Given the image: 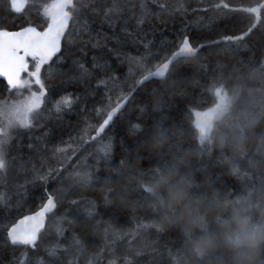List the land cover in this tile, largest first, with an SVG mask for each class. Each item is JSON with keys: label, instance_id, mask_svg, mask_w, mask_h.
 Returning <instances> with one entry per match:
<instances>
[{"label": "trees", "instance_id": "16d2710c", "mask_svg": "<svg viewBox=\"0 0 264 264\" xmlns=\"http://www.w3.org/2000/svg\"><path fill=\"white\" fill-rule=\"evenodd\" d=\"M26 1L15 12L0 0V30L48 25L45 10L56 0ZM74 5L61 51L41 66L45 95L31 128L0 144V264H232L222 245L205 260L193 248L205 232H219L234 206H250L255 222L264 208V0ZM185 38L197 53L139 85ZM220 90L232 109L202 143L194 114L214 107ZM14 92L0 78V102ZM63 95L73 103L57 111ZM172 170L191 179L203 227H187L180 210L162 206L166 189L150 191ZM49 198L56 206L39 241L12 244V226Z\"/></svg>", "mask_w": 264, "mask_h": 264}, {"label": "snow or ice", "instance_id": "6c2138e0", "mask_svg": "<svg viewBox=\"0 0 264 264\" xmlns=\"http://www.w3.org/2000/svg\"><path fill=\"white\" fill-rule=\"evenodd\" d=\"M10 8L15 12L23 10L18 0H11ZM74 8V0H56V2L52 3L45 10V14L50 17L51 23L44 32H39L32 27L15 33L0 30V76H4L7 79L11 88L24 87L26 83L20 80L21 72L28 71V64L25 58L30 56L35 61L33 65L34 71L29 73V75L35 77V84L41 89L40 95L33 94L28 103L22 107L17 106L13 114L15 121L23 127L30 126L29 114L38 109L42 103L45 92L43 91L44 85L40 79L41 66L52 60V57L60 51V40L64 36L71 18L69 9L74 10ZM224 39L232 40L233 38L225 37ZM235 39H240V37ZM196 51L197 49L193 48L189 44L188 39L185 38L177 55L194 54ZM21 52L23 55L20 54ZM76 68L81 74L85 72L83 64L77 62ZM167 69L168 63H165L153 75L162 77ZM72 103L71 97L62 98L57 104V111L61 107L70 108ZM221 103H223V99ZM114 114L115 112L109 114L108 119L104 122L105 125L111 121ZM206 124L207 119L202 121L201 128L203 129ZM4 142L5 140H0V144ZM4 167L3 156L0 154V169ZM52 207H54V204L52 199L49 198L48 205L44 211H50ZM39 216L41 217L40 220L35 217L30 218L33 221L30 225H25L24 221H21L20 224L13 226L8 232V238L11 243L14 245H34L37 232L43 226V213H40Z\"/></svg>", "mask_w": 264, "mask_h": 264}, {"label": "clouds", "instance_id": "9594fccd", "mask_svg": "<svg viewBox=\"0 0 264 264\" xmlns=\"http://www.w3.org/2000/svg\"><path fill=\"white\" fill-rule=\"evenodd\" d=\"M192 186L191 179L186 176L177 178V172L172 170L160 174L150 191L166 189L168 199L161 201L162 206L174 212L180 210L187 227H203L205 215L199 213L202 202H193L190 195ZM193 203L195 208L192 207ZM210 210L223 211L224 208L215 205ZM221 245L230 253L232 264H264V208L260 209V219L255 222L250 206H234L231 216L219 221V232H205L193 251L199 259L205 260Z\"/></svg>", "mask_w": 264, "mask_h": 264}, {"label": "rangeland", "instance_id": "374dc122", "mask_svg": "<svg viewBox=\"0 0 264 264\" xmlns=\"http://www.w3.org/2000/svg\"><path fill=\"white\" fill-rule=\"evenodd\" d=\"M34 71V70H33ZM32 71V72H33ZM23 82H26L24 87H21L20 89L15 90L14 97L12 99H9L8 101H5L3 103L0 102V140H5V143H9L12 141L13 137L17 133V128L22 129H30L31 124L34 118V114L39 110L36 109L34 112L29 114L28 119L30 120V126L29 127H23L14 119V111L17 106H24L28 103L30 98L33 94L40 95V87L35 84V77L28 76L26 79H22ZM43 91L45 92V88L43 87ZM64 97H71L70 95H63L56 103H55V109L57 110V104L60 102V100ZM44 99V97H43ZM223 99V103H221V100ZM43 102V100H42ZM64 107H61L63 109ZM231 98L228 95V93L225 90L219 91V99L217 104L204 111H198L195 112V119H196V125L199 131L200 140L202 143L209 142L211 138V132L213 128L215 127L216 123L223 119L230 111H231ZM207 119L206 126L202 129L201 123ZM6 134V135H5ZM4 150L2 149V152ZM1 154V153H0ZM4 160V159H3ZM54 207L52 209H55V203L53 202Z\"/></svg>", "mask_w": 264, "mask_h": 264}, {"label": "water", "instance_id": "95a60500", "mask_svg": "<svg viewBox=\"0 0 264 264\" xmlns=\"http://www.w3.org/2000/svg\"><path fill=\"white\" fill-rule=\"evenodd\" d=\"M55 2H56V1H55ZM18 3L21 4L22 9H24V8L27 6V1H26V0H18ZM50 23H51V19L49 20L48 25L45 26L43 29H41V28H39V27H37V26L28 25V26H24V27H22V28H18V29H14V30H9V31H7V32H9V33L20 32V31H23L24 29L29 28V27L35 28V29H36L37 31H39V32H44V31L47 30V28H48V26H49ZM69 24H70V20H69V22H68V27H69ZM68 27H67V29H66V31H65L64 36H63V37L61 38V40H60V51H61V49H62L63 41H64L65 36H66V34H67ZM187 39H188V41H189V44H190L193 48L197 49V48L192 44V42L190 41V39H189V38H187ZM182 43H183V42H182ZM181 47H182V44L180 45V47H178V49H176V50L170 55V57H169L167 60H165L164 62H162L161 64H159L154 70H152V71L148 72L147 74H145V75L140 79V81H139V85H140V84H143L144 82L148 81V80L151 79V78L164 79V78L167 76V74H168V72H169V70H170V68H171V66L173 65L174 62H176L178 59H180V58H182V57L194 56V55L197 53V51H198V49H197V51H196L194 54L177 55V54L179 53V50H180ZM60 51H59V52H60ZM59 52H57L56 54H58ZM20 54L23 55L22 52H21ZM56 54H55V55H56ZM55 55H54V56H55ZM54 56H53V57H54ZM53 57H52V58H53ZM25 59L27 60L28 70H29V68H30V65H29V59H31V57L29 56V57H26ZM165 63H168V69L165 71L164 76L161 77V76H155V75H153V74L158 70V68L162 67L163 64H165ZM26 72H27V71H26ZM24 73H25V72H21V74H20V80H21L22 82H23L22 77H23V74H24ZM0 78H2V79H4V80L7 81V79H6L4 76H0ZM7 83H8V82H7ZM20 88H21V87H20ZM20 88H12V89L17 90V89H20ZM133 93H134V90H133L129 95H127L126 97H124L120 102H118L114 107H112V109L109 111L108 115L106 116V118L104 119V121H103V123H102V125H101V127H100L101 130H106V129H107V128L113 123L115 117H116L117 115H119L121 111H123V110L125 109V107L127 106V104H128V102H129L131 96L133 95ZM113 112H115V114L112 116L111 121H109V123H108L107 125H105V123H104L105 120H107L109 114H110V113H113ZM0 129H1V126H0ZM51 199H52V198H51ZM48 200H49V199H48ZM48 200H47V201L45 202V204H44L42 207H40L38 210H36V211H34V212H32V213L26 214V215H24V216H22V217H20V218L18 219V221H17L13 226H16V225L20 224L21 221H24V224H25V225H30V224L33 223V221H32L30 218L35 217L37 220H40L41 217L39 216V214H40V213H43V218H42V225H43V226L39 229V231L37 232V235H36V241H39V239H40L42 233L45 231V229H46V227H47V223H48V214H49L50 211L52 210V208H51L50 211H46V212L44 211L45 207L48 205ZM13 226H12V227H13ZM36 241H35V242H36ZM19 245H23V244H19Z\"/></svg>", "mask_w": 264, "mask_h": 264}, {"label": "bare ground", "instance_id": "6f19581e", "mask_svg": "<svg viewBox=\"0 0 264 264\" xmlns=\"http://www.w3.org/2000/svg\"><path fill=\"white\" fill-rule=\"evenodd\" d=\"M171 55V54H170ZM122 112V111H121ZM81 176H83L82 174H81ZM85 176V175H84ZM79 177V176H78ZM81 178V177H80Z\"/></svg>", "mask_w": 264, "mask_h": 264}]
</instances>
